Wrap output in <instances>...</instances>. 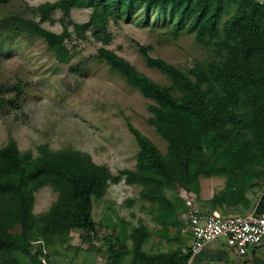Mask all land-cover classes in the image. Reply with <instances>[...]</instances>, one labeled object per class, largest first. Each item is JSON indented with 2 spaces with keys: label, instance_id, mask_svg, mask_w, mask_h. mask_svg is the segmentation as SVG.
<instances>
[{
  "label": "trees",
  "instance_id": "16d2710c",
  "mask_svg": "<svg viewBox=\"0 0 264 264\" xmlns=\"http://www.w3.org/2000/svg\"><path fill=\"white\" fill-rule=\"evenodd\" d=\"M84 6L92 8L90 18L75 23V28L90 30L94 39L104 44L99 47L101 58L132 88L155 102L150 106L155 115L149 122L167 140V152L163 153L154 141L131 127L140 144L136 166L114 175L86 151L54 150L44 143L38 146L39 154L35 156L32 151L22 152L11 138L0 147V264H45L41 257L49 259L51 253L62 254L65 240L73 231H83L91 239L97 228L94 198H102L111 183L123 179L141 187L140 197L151 203V213L156 212L155 219L162 223H166L168 214L185 205V195L176 193L174 185L184 189L185 194L196 195L200 192V177L214 172L211 167L222 169L219 173L226 178L224 189L213 197V202L242 204L248 210L252 198L247 193L254 194L256 187L264 185V38L251 39L242 28L244 14L263 11V3L56 0L38 6L40 21L13 16L10 22L42 37L59 61L69 62L67 27L63 33H55L42 22L52 19L56 9L69 17L72 8ZM140 10L148 15L154 10L170 12L176 24L170 30L172 35L177 38L183 33H195L197 42L211 48L214 56L183 70L152 56L150 45L137 42L146 64L165 74L170 84L155 81L105 46L112 35L109 22L129 20ZM2 21L8 23V19ZM17 90L10 102L20 98L21 89ZM223 149H227L225 157L213 160L207 156L208 151L215 154ZM45 186H51L58 198L46 212L36 214L35 193ZM257 208L264 212V191ZM123 232L132 245L119 249L118 261L125 258L129 264H188L189 248L186 252L182 248L146 250L144 244L150 231L144 224ZM35 243L40 244L34 251Z\"/></svg>",
  "mask_w": 264,
  "mask_h": 264
},
{
  "label": "rangeland",
  "instance_id": "374dc122",
  "mask_svg": "<svg viewBox=\"0 0 264 264\" xmlns=\"http://www.w3.org/2000/svg\"><path fill=\"white\" fill-rule=\"evenodd\" d=\"M47 1L56 0H0V147L14 138L22 152L32 151L35 156L39 154L38 146L44 143L54 150L78 149L90 153L96 163L107 165L117 175L122 169L136 166L140 144L133 127L166 153L167 140L149 122L155 115L150 107L155 102L132 88L101 58L99 47L104 44L95 40L90 30L75 28V23L89 20L91 7L72 8L69 17L56 9L52 19L42 22V26L55 33H63L67 27L69 62L59 61L42 37L10 22L13 16L40 21L37 8ZM5 19L8 23H3ZM175 25V16L170 12L154 10L148 15L140 10L129 20L109 22L112 35L105 46L155 81L170 84L165 74L146 64L137 42L150 45L152 56L183 70L214 56L211 48L197 42L195 33H183L175 38L170 32ZM17 87L21 93L14 104L9 99L16 97ZM226 154L227 149L215 154L207 152L213 160ZM211 169L214 172L201 176L200 180L220 177L219 186H224L226 178L219 173L222 169ZM140 189L124 179L111 183L102 198H94L97 228L91 239L83 231L71 232L62 254L51 253L49 259L41 257L45 264H129L125 258L118 261L117 256L119 249L132 245L123 231L129 232L141 224L150 231L144 244L146 250L188 249L190 235L189 230H184L187 224L183 207L168 214L166 223L159 222L154 216L156 212L150 211L151 203L140 197ZM174 191L185 195L179 185H174ZM263 191L264 185L249 194L256 202ZM57 198L51 186L39 189L35 193L34 213L46 212ZM39 244H33L34 251ZM24 261L28 263V259Z\"/></svg>",
  "mask_w": 264,
  "mask_h": 264
},
{
  "label": "built area",
  "instance_id": "2783aa9c",
  "mask_svg": "<svg viewBox=\"0 0 264 264\" xmlns=\"http://www.w3.org/2000/svg\"><path fill=\"white\" fill-rule=\"evenodd\" d=\"M264 3V0H255ZM182 208L191 234L190 257L188 264L208 244L223 239L240 254H246L250 247L259 245L264 239V212L257 206L250 212L222 214L219 211L207 212L199 204L194 193L184 196Z\"/></svg>",
  "mask_w": 264,
  "mask_h": 264
},
{
  "label": "crops",
  "instance_id": "0c3cea01",
  "mask_svg": "<svg viewBox=\"0 0 264 264\" xmlns=\"http://www.w3.org/2000/svg\"><path fill=\"white\" fill-rule=\"evenodd\" d=\"M244 21L245 22L242 25L243 32H248L249 38L251 39L255 37V39H258L259 41L263 40L264 10L259 11L255 14L245 13ZM219 179L220 177H210L208 179L200 180V192L196 194V197L200 206L202 208H205V211H219L222 214H245L250 212L252 209H254L255 206H257V203L260 200V196L263 193L258 196L256 202L252 200L251 207L248 210L244 209V207H242V204H239L237 206H227L225 203L213 202V197L225 187V185L219 186L221 183ZM247 197H251L249 193H247ZM182 214L185 218L184 223L187 224V227L184 230H189L188 221L183 209ZM189 235L188 248H190L192 242L190 231ZM186 250L187 249H184L183 251L186 252ZM192 264H264V239L259 245L250 247L249 251L246 254H240L235 248L227 245L225 240L223 239L216 240L208 244L198 255H196L193 259Z\"/></svg>",
  "mask_w": 264,
  "mask_h": 264
}]
</instances>
